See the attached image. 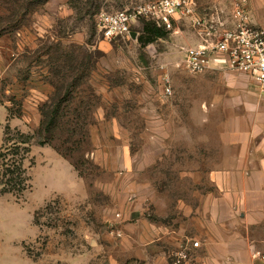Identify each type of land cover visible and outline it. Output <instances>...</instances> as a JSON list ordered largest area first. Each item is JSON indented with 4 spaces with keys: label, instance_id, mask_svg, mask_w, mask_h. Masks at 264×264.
Segmentation results:
<instances>
[{
    "label": "rangeland",
    "instance_id": "obj_1",
    "mask_svg": "<svg viewBox=\"0 0 264 264\" xmlns=\"http://www.w3.org/2000/svg\"><path fill=\"white\" fill-rule=\"evenodd\" d=\"M144 1L0 0V143L8 123L34 133L58 112L51 141L36 138L24 161L27 190L0 185V264L130 262L148 240L131 239L132 223L188 220L227 187L217 131L234 85L182 66L194 29L180 22L148 43L147 19L136 37L98 27L101 12Z\"/></svg>",
    "mask_w": 264,
    "mask_h": 264
},
{
    "label": "crops",
    "instance_id": "obj_2",
    "mask_svg": "<svg viewBox=\"0 0 264 264\" xmlns=\"http://www.w3.org/2000/svg\"><path fill=\"white\" fill-rule=\"evenodd\" d=\"M219 1L231 5V0ZM249 4L253 22L264 26V0H250ZM214 70L219 68L197 74ZM218 72L229 76L228 83L234 85L223 96L229 104L217 131L222 143L218 164L224 166L222 180L228 182L227 187L217 186L209 203L202 200L195 206L194 216L186 215L188 220L132 223L131 239H139L138 230H144L148 240L131 244L133 260L122 264H172L171 251L189 238L200 244L184 264H264V95L252 89L247 74ZM235 74L242 78L238 84L230 77Z\"/></svg>",
    "mask_w": 264,
    "mask_h": 264
},
{
    "label": "built area",
    "instance_id": "obj_3",
    "mask_svg": "<svg viewBox=\"0 0 264 264\" xmlns=\"http://www.w3.org/2000/svg\"><path fill=\"white\" fill-rule=\"evenodd\" d=\"M249 1L231 0L227 7L216 1L201 5L196 0H147L101 12L98 27L105 38L114 39L130 36L133 22L139 19L174 32L180 29V22L187 23L194 29L197 43L183 47L181 62L186 71L197 74L214 67L243 72L264 93V26L253 22ZM199 244L192 238L180 244L170 253L172 264L187 262Z\"/></svg>",
    "mask_w": 264,
    "mask_h": 264
},
{
    "label": "trees",
    "instance_id": "obj_4",
    "mask_svg": "<svg viewBox=\"0 0 264 264\" xmlns=\"http://www.w3.org/2000/svg\"><path fill=\"white\" fill-rule=\"evenodd\" d=\"M145 31L148 36L144 42L149 43L157 37H164L168 30L149 21L145 26ZM56 107L51 110V113L45 114L46 119L41 121L34 133L13 129L9 123L6 125L3 142L0 143V185L2 191L22 194L29 187V176L24 161L29 156L31 144L36 138H41L38 141L41 144L51 141L53 138L52 126L57 122L58 117Z\"/></svg>",
    "mask_w": 264,
    "mask_h": 264
},
{
    "label": "water",
    "instance_id": "obj_5",
    "mask_svg": "<svg viewBox=\"0 0 264 264\" xmlns=\"http://www.w3.org/2000/svg\"><path fill=\"white\" fill-rule=\"evenodd\" d=\"M131 36H132V37H136V36H137V32L134 31V30H132V31H131Z\"/></svg>",
    "mask_w": 264,
    "mask_h": 264
}]
</instances>
